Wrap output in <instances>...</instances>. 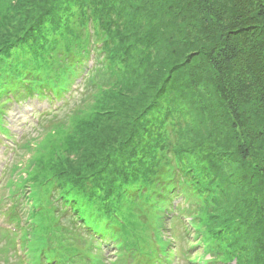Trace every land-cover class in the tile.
<instances>
[{"label": "trees", "instance_id": "1", "mask_svg": "<svg viewBox=\"0 0 264 264\" xmlns=\"http://www.w3.org/2000/svg\"><path fill=\"white\" fill-rule=\"evenodd\" d=\"M73 84L91 103L65 123ZM33 99L49 130L11 170L30 230L17 195L2 264H165L184 216L206 264H264V0H0V137Z\"/></svg>", "mask_w": 264, "mask_h": 264}, {"label": "rangeland", "instance_id": "2", "mask_svg": "<svg viewBox=\"0 0 264 264\" xmlns=\"http://www.w3.org/2000/svg\"><path fill=\"white\" fill-rule=\"evenodd\" d=\"M89 64L91 65V60H89ZM76 86L77 84L72 85V96L67 100V105L62 110H59V117H64V115H66L67 113L70 114L76 112L77 110H79V112L80 110H85L86 107H88V105L91 103V99L87 96V94H83V90H75ZM66 97H68V94L66 95ZM31 102L33 106H30V102L27 103V101H25L18 104V106L12 104L7 107V123L5 126L10 130L8 133L10 138L4 139L3 137H0V221H3V212H6L8 208H10L12 203L11 201L18 195L16 200L17 208L19 210L18 213L21 217L20 219L26 224V230H30V225L27 221V214H29L31 210L29 201L30 194H28V198H26L24 195H22L24 194V192H26V190L23 191L22 187L19 186L21 184L20 177H25V172L22 171L23 168H21L19 172L17 171V173H12L11 170L16 166L18 168L19 166H24L30 156L29 150L26 151L21 146L24 143H27L30 144L29 148H33V146H35L38 141H41L45 137L49 130V128L46 126L44 128L41 127L44 124H42L41 126H32V124L37 121L36 118L33 117V115L36 114L34 110L36 109L44 111L47 110L49 106L44 100L37 101L36 99H33V101ZM42 117L43 116H41L40 119H42ZM66 117L67 115L62 118V121H64L65 123L67 122ZM197 117L198 116H196V118H193L192 120H194V122L197 121ZM21 172H23L22 175ZM178 201L179 200H175L174 204H176ZM179 202L180 203L178 205H180V207L179 209H177V213H179L180 216H184L181 214V212L188 208L190 203L186 202V200L183 199ZM166 217L167 215H165V218ZM184 218L185 219L183 220V222L186 223V226L190 231L187 235H184L182 227L178 224H175L176 222L174 221H172V223L174 224H171V220L165 219L166 222L163 221L161 223V233L166 239L167 237L169 239L170 237L173 238V241L171 239V241L168 239L167 241H170V243L172 244L171 252L175 251L174 254H176L175 259L171 258V261H166L165 264H191L190 262H195L194 264H206V262L211 260V257L209 256L210 253L209 251H207L206 247L204 248L201 239L198 238L199 235H197L192 225L189 224L190 219H187L186 216H184ZM2 232L3 231L0 230V251L5 249H10L11 251H13L6 245V237L2 234ZM20 237L21 235H18L16 238ZM13 238L14 236H11V239ZM18 240L19 239H17V241L15 240L16 246H14L13 242L14 251L13 253L10 252L11 255L8 257V259H12V262L13 260H15L13 255L21 254L19 250ZM81 241L86 244L89 243V241L85 237H82ZM182 251H184V253H182ZM102 253L104 264H110V262L116 259V254H113V249L105 250ZM187 253L189 256L187 255ZM1 256L4 255L1 254ZM22 260L25 262L28 261V258L25 254H23V257L20 261ZM3 262L4 260L0 259V264H2Z\"/></svg>", "mask_w": 264, "mask_h": 264}]
</instances>
